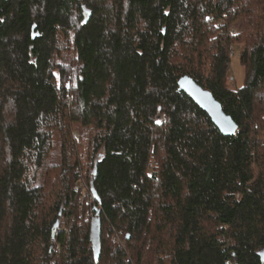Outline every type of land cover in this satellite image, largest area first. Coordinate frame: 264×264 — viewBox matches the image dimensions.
<instances>
[{"label": "trees", "instance_id": "1", "mask_svg": "<svg viewBox=\"0 0 264 264\" xmlns=\"http://www.w3.org/2000/svg\"><path fill=\"white\" fill-rule=\"evenodd\" d=\"M0 264H264V0H0Z\"/></svg>", "mask_w": 264, "mask_h": 264}, {"label": "water", "instance_id": "2", "mask_svg": "<svg viewBox=\"0 0 264 264\" xmlns=\"http://www.w3.org/2000/svg\"><path fill=\"white\" fill-rule=\"evenodd\" d=\"M183 89L204 111H206L214 124L227 136H233L238 131L237 125L230 116H227L221 104L213 95L193 82L186 80L182 83Z\"/></svg>", "mask_w": 264, "mask_h": 264}, {"label": "rangeland", "instance_id": "3", "mask_svg": "<svg viewBox=\"0 0 264 264\" xmlns=\"http://www.w3.org/2000/svg\"><path fill=\"white\" fill-rule=\"evenodd\" d=\"M241 31L240 29V25L238 24L236 27L232 28L231 33L233 35H236L237 33H239ZM232 54L233 55V61L230 67V75L231 77H233L234 81L236 82V87L237 88H241L244 82V74H243V70L240 66V62H239V50H234L232 49Z\"/></svg>", "mask_w": 264, "mask_h": 264}, {"label": "built area", "instance_id": "4", "mask_svg": "<svg viewBox=\"0 0 264 264\" xmlns=\"http://www.w3.org/2000/svg\"><path fill=\"white\" fill-rule=\"evenodd\" d=\"M80 189H81L82 193H84L85 188H84L83 184L81 185Z\"/></svg>", "mask_w": 264, "mask_h": 264}]
</instances>
